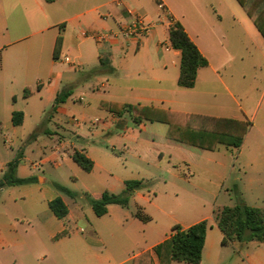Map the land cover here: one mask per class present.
Listing matches in <instances>:
<instances>
[{
    "label": "crops",
    "instance_id": "0c3cea01",
    "mask_svg": "<svg viewBox=\"0 0 264 264\" xmlns=\"http://www.w3.org/2000/svg\"><path fill=\"white\" fill-rule=\"evenodd\" d=\"M13 8L23 11L22 20L9 21L7 13ZM136 15L152 24L139 42L122 37L96 41V35L118 32ZM171 20L184 26L209 62L198 71L193 89L178 85L181 51L170 43ZM97 77L101 84L89 87L91 94L74 95L75 89L88 87L89 79ZM64 89L72 95L48 118L54 127L20 134L32 117L29 106L34 98L38 95L51 103ZM85 97L86 103L74 108ZM109 104L234 119L250 127L239 149L220 145L207 151L169 139L166 124L136 123L131 116L124 118L128 114L111 113ZM14 112L24 113L22 126H14ZM93 112H99L101 119L90 120ZM0 135L10 149H0V181L8 164L19 156L17 176L38 178L37 183L0 187V264H134L146 252L151 264H160L155 248L171 236L172 228L188 229L202 221L208 222V230L200 264H226L222 253L239 242L222 244L224 234L214 212L226 206L207 208L205 198L218 195L202 190L204 195L184 210L178 201L155 196L153 189L158 185L181 189L185 182L196 180L213 184L220 195L238 164L239 175H264L260 144L264 141V37L237 0H18L7 7L0 0ZM45 137L53 143H45ZM39 149L49 151L44 162L57 167L64 159L73 161L75 150L94 162L88 173L73 161L80 169L73 184L81 181L87 193L80 196L74 191L76 198L66 195L76 205L74 211L61 197L69 208L64 220L50 210L49 203L59 196L45 189L47 179L36 175L40 166L30 159ZM117 152L130 164V175L115 178ZM127 180H143L148 188L136 191L128 207L109 205L106 215L96 216L87 196L100 199L105 190L119 194ZM240 180L234 179L237 187ZM90 183H97L93 193ZM41 201L47 206L43 213ZM138 209L152 221L138 219ZM158 221L160 225L155 224ZM246 258L243 263L264 264V253H247Z\"/></svg>",
    "mask_w": 264,
    "mask_h": 264
},
{
    "label": "trees",
    "instance_id": "16d2710c",
    "mask_svg": "<svg viewBox=\"0 0 264 264\" xmlns=\"http://www.w3.org/2000/svg\"><path fill=\"white\" fill-rule=\"evenodd\" d=\"M237 2L264 37V0H237ZM169 35L172 48L181 51L178 85L181 88L193 89L196 85L198 71L207 67L209 62L200 53L180 22L172 23ZM60 43L61 40L58 39L56 56L59 52ZM71 95L72 93L69 90H62L56 97L50 115L52 116ZM106 107L108 111L120 117L128 114L134 118L136 123L146 121L166 124L168 125L169 139L207 151H215L220 145L225 146L227 149H239L250 127V123L245 121L186 114L149 106L109 104ZM23 121V112L13 113L15 127L22 126ZM21 157H17L8 164L7 170L0 181V187L5 185H28L38 182L37 177L19 178L17 176V168L20 165ZM72 159L85 172L90 173L94 168V162L81 151L75 150ZM54 186L59 192L71 198L78 196L70 188L61 184L55 183ZM147 188L148 183L143 180H127L123 192L115 194L105 190L100 199H94L88 195L87 201L96 216L102 217L108 213L109 205L128 207L134 193ZM234 191L239 193L236 185ZM49 208L60 220L66 219L69 215V208L61 197L52 200L49 203ZM214 213L218 227L224 234L222 241L224 246L233 242L241 244L264 243V209L240 203L232 207L226 206L223 209H217ZM135 216L144 223L152 221V217L145 214L141 209L136 211ZM207 230V221H202L188 229H184L181 225H175L172 228L171 236L155 248L160 264H173L174 262L200 264L203 259ZM63 234L67 233L64 232ZM134 264H151L150 253L146 252L136 257Z\"/></svg>",
    "mask_w": 264,
    "mask_h": 264
},
{
    "label": "rangeland",
    "instance_id": "374dc122",
    "mask_svg": "<svg viewBox=\"0 0 264 264\" xmlns=\"http://www.w3.org/2000/svg\"><path fill=\"white\" fill-rule=\"evenodd\" d=\"M12 4H16L18 0H10ZM10 1L8 0H2V4L4 6H10ZM35 7V6H33ZM35 9V8H33ZM22 10H16V8L12 9V13H7L9 21L13 20H22L23 19V14ZM166 17H169L167 13L164 14ZM79 65L77 64V68ZM85 71H89L88 68H85ZM102 78L97 77V78H92L89 79V84L88 87H79V89H75L74 95L76 96H81V95H87L91 94V90L88 88H92L93 86L98 88V86L101 84ZM65 90V89H64ZM108 93V90L103 89V92ZM85 93V94H84ZM36 96V95H35ZM87 98L85 97V102L83 103H75L76 106L74 108H80L82 106L81 104L86 103ZM79 102L82 101V99L78 100ZM35 102V104L33 103ZM29 108L32 111V117L28 119L27 123L25 126L20 129V134H24L25 136H28L29 134H35L36 132L39 133L42 127H49L53 128V123H50L48 121V118L51 117L50 114L53 106L55 104L54 102L48 103L47 101L43 102V99L39 97L38 95L34 98L33 101ZM74 101L71 102L73 104ZM23 105V104H22ZM76 118L81 119V116L79 114H74ZM90 120L94 121L95 118H100L101 119V114L99 112H93L89 115ZM124 118H130L129 115H126ZM38 130V131H37ZM1 136V135H0ZM60 139L59 141H61ZM44 142L48 143L51 145L53 141L45 137ZM262 147L264 148V141L260 143ZM0 149L5 150L6 152L10 151V149H7L4 144V140L1 137L0 138ZM44 150H37L35 155H31L30 159L34 163H37L40 168L38 171H36L37 176H41L45 179H47V183L45 184V189L53 192L54 194L58 195L59 197H62L66 199L70 205V208L74 211L76 209V205L72 203V199L67 197L66 195L62 194L59 192L55 186L54 183L61 184L65 187H68L78 193V195H82L83 193L86 194V190L84 188V184L79 181L78 184H73V180L76 178L77 172H79L80 169H78L77 165L73 163L72 160L69 158L64 159L62 161L61 166L57 167L54 163H48L44 162V160L50 155L49 151L45 150V153H43ZM116 155H118L117 159H115V173L114 176L115 178H121L123 176L130 175L132 172V168L130 164L120 156V152H117ZM233 153L230 151L228 153V156L232 158ZM6 159V158H4ZM234 159V158H233ZM1 161V159H0ZM236 160V157L234 159ZM239 169V164L236 167ZM236 169V172L234 175L230 178L228 182H226L223 193L219 195L218 192L221 190H217V187H215L213 184H210L209 182H203L200 181V183H196L193 180H190L189 182H185V184H182V188H174V187H163L162 185H158L153 189L154 195L158 196L159 198H162V200H170V201H178L181 203V207L184 210H187L191 204L195 203L197 200L196 198L199 197L198 195L203 196L202 190H208L211 194L216 193L218 195L217 199H214L213 195L206 196L205 198H208L207 200V208L210 205L215 204L216 207H224V206H235L240 203H245L251 207H256V208H261L264 209V175H259L257 173H249L247 175L241 174L239 175V171ZM236 177H240L242 181L240 180L238 182V187L240 186L239 193H236L234 191V186L236 182L234 179ZM253 178L254 182L250 183L249 179ZM256 180V181H255ZM41 181L44 183V179H41ZM263 182V183H261ZM246 184V185H245ZM92 186L91 188V193L95 191L97 187V183H90ZM217 190V191H216ZM83 194V195H84ZM90 194V193H89ZM91 195V194H90ZM41 197V196H40ZM41 199V198H40ZM202 199H198L199 202L203 203ZM42 208L40 209V212L43 213V208L47 209V206H45V202L41 201ZM130 210L134 209L133 204L129 207ZM128 208V209H129ZM217 210V209H216ZM137 211V210H136ZM179 215L178 217H180ZM95 223V222H94ZM155 224H161V221H158ZM80 225H83L81 223ZM247 245L243 246V244L239 243L235 247L230 246L229 248L225 249V251L222 253V257L226 259V264H246L243 263V260H246V254H263L264 253V243H258V242H250L246 243Z\"/></svg>",
    "mask_w": 264,
    "mask_h": 264
},
{
    "label": "built area",
    "instance_id": "2783aa9c",
    "mask_svg": "<svg viewBox=\"0 0 264 264\" xmlns=\"http://www.w3.org/2000/svg\"><path fill=\"white\" fill-rule=\"evenodd\" d=\"M173 23V20H171ZM152 29V24L143 16L136 15L130 23L121 26L118 32H106L95 36L98 43L109 42L112 39L122 37L127 40H133L139 42L145 38ZM65 61L72 66L76 64L70 59L66 58Z\"/></svg>",
    "mask_w": 264,
    "mask_h": 264
}]
</instances>
